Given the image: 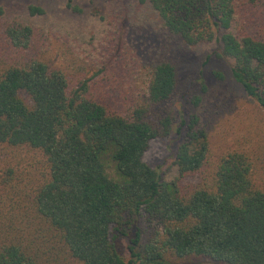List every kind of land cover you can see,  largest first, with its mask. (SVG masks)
I'll list each match as a JSON object with an SVG mask.
<instances>
[{
	"label": "trees",
	"instance_id": "obj_1",
	"mask_svg": "<svg viewBox=\"0 0 264 264\" xmlns=\"http://www.w3.org/2000/svg\"><path fill=\"white\" fill-rule=\"evenodd\" d=\"M135 4L151 11L167 39L214 48L206 63L229 62L234 81L264 112V9L255 0ZM3 36L0 49L12 55L0 60V147L41 159L10 153L3 161L0 264H264V189L254 178L260 158L234 150L212 166L201 117L183 113L178 121L162 110L179 85L171 60L143 63L116 45L100 70L80 68L70 79L53 62L26 58L35 47L30 25L9 23ZM175 126L178 181L199 176L187 193L144 161L150 143ZM142 217L152 232L137 224ZM120 238H129V258Z\"/></svg>",
	"mask_w": 264,
	"mask_h": 264
},
{
	"label": "rangeland",
	"instance_id": "obj_2",
	"mask_svg": "<svg viewBox=\"0 0 264 264\" xmlns=\"http://www.w3.org/2000/svg\"><path fill=\"white\" fill-rule=\"evenodd\" d=\"M255 1L264 9V0ZM69 2L76 10L68 7ZM32 6L42 8L44 14L32 15ZM0 7L4 12L0 16V44L4 41L7 24L30 25L35 34V47L26 53V58L39 57L53 62L70 79L83 74V68H87L88 75L100 70L112 54L116 56V45H123L126 51L133 50L135 55L132 56L143 63L160 58L171 60L178 70L179 85L174 99L162 110L172 111L178 121L183 113L201 117V127L209 135L212 166L234 150L247 152L254 159L260 158L254 178L264 189V112L234 81L229 62L213 56L206 63L214 48L207 45L191 48L178 40L167 39L163 31L157 29L151 11L145 7L138 9L135 0L113 3L100 0H0ZM5 48L0 49L1 62H9L12 55ZM196 98L200 99L198 106L194 102ZM176 127L170 136L150 143L144 161L161 172L166 180L177 181L180 190L187 193L198 185L199 176L178 181L175 158L182 140ZM10 153L19 154L22 159H41L34 151L28 153L0 147V169L5 167L3 161ZM109 172L114 175L113 168ZM137 224L148 232L155 228L146 217L140 218ZM135 228L129 230L130 236L134 235ZM117 244L125 258H129V238H120ZM182 263L218 264L205 258Z\"/></svg>",
	"mask_w": 264,
	"mask_h": 264
}]
</instances>
